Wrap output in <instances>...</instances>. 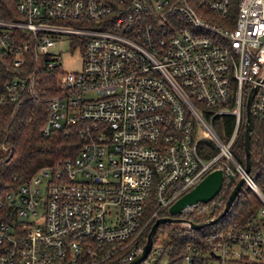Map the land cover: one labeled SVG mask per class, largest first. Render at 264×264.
I'll use <instances>...</instances> for the list:
<instances>
[{
    "label": "built area",
    "instance_id": "obj_1",
    "mask_svg": "<svg viewBox=\"0 0 264 264\" xmlns=\"http://www.w3.org/2000/svg\"><path fill=\"white\" fill-rule=\"evenodd\" d=\"M5 6L17 18L0 17L9 73L0 110L36 100L39 70L58 69L41 132L74 126L81 145L0 199V264H130L151 223L216 168L242 177L259 206L241 224L189 240L179 264H264V191L233 151L254 84L251 116L264 122V0H0ZM66 35L82 53L80 69L67 72L57 49ZM215 205L192 204L182 216ZM163 254L153 242L134 264Z\"/></svg>",
    "mask_w": 264,
    "mask_h": 264
},
{
    "label": "trees",
    "instance_id": "obj_2",
    "mask_svg": "<svg viewBox=\"0 0 264 264\" xmlns=\"http://www.w3.org/2000/svg\"><path fill=\"white\" fill-rule=\"evenodd\" d=\"M7 6L0 9V17L17 18L16 14L8 15L3 13ZM5 61L0 60V83L5 81L8 76ZM58 69L39 70L37 83L35 86L36 100H24L14 110L7 106L1 108L0 112V199L11 190H15L19 184L33 172L35 169L44 165H54L57 160L75 157L81 145V139L75 131L74 126L68 128L56 129L48 136L41 132L42 124L45 118L44 109L48 101L56 93L55 75ZM60 70V69H59ZM43 91V92H42ZM252 128L250 131V176L256 181L259 187L264 191V122L259 121L252 115ZM226 121L227 131L232 128V119L229 116H223ZM216 129L219 128L216 125ZM243 129L240 136L235 140L233 151L235 157L240 163L244 164L245 153L243 149ZM5 147V149L2 148ZM215 152L216 150L210 149ZM245 165V164H244ZM236 178H223L220 190L211 200L218 205L210 208V212L200 217H189L188 219L201 222L217 216L221 211L222 205L229 196V192L238 181ZM244 183L237 192L236 198L228 208V211L217 222L207 225L200 229H191L188 226L180 224L162 223L158 226L153 237V242L158 233H164L167 240L164 241L166 264H178L180 262V253L189 240L199 237L203 229L208 227L222 228L230 224H241L250 217L258 208L259 200L250 190V196L247 197L242 190ZM5 204V203H4ZM151 210V209H150ZM148 213H150L148 211ZM147 213V214H148ZM164 212L163 214H166ZM159 259L154 264H158Z\"/></svg>",
    "mask_w": 264,
    "mask_h": 264
},
{
    "label": "water",
    "instance_id": "obj_3",
    "mask_svg": "<svg viewBox=\"0 0 264 264\" xmlns=\"http://www.w3.org/2000/svg\"><path fill=\"white\" fill-rule=\"evenodd\" d=\"M249 93L245 100V125L243 130V149L245 153V173H250L251 164H250V138H251V128H252V98L256 91V85H252L250 87ZM223 170L222 168H216L208 173L204 177L200 179L198 183L191 187V189L187 190L186 192L179 195L176 200L169 205L167 208L168 213L166 215H162L161 217L156 218L150 225V228L147 232L145 245L142 248V251L135 257L132 263L134 264L141 259L145 258L148 250L150 249L153 241V237L156 233V230L159 225L162 223H170V224H177V223H185L191 229H200L206 227L207 225H211L217 222L222 216L228 211V208L232 204L233 200L237 196V192L241 188L244 183V179L242 177L238 178V181L234 185V187L229 192V196L225 200L224 204L222 205L221 211L217 214V216L212 218H207L205 221L197 222L185 218L182 216L183 208L186 206H190L192 204L197 203H207L211 201L215 194L220 190L222 183H223Z\"/></svg>",
    "mask_w": 264,
    "mask_h": 264
},
{
    "label": "rangeland",
    "instance_id": "obj_4",
    "mask_svg": "<svg viewBox=\"0 0 264 264\" xmlns=\"http://www.w3.org/2000/svg\"><path fill=\"white\" fill-rule=\"evenodd\" d=\"M71 36H63V42L61 44H57L58 52L60 53V64L61 69L63 71H72L78 70L81 67V48L77 42H73L70 40ZM218 135L222 138H226L227 134L224 133V129L220 128L217 130ZM244 184V183H243ZM247 186V185H246ZM245 185L242 187L243 193L249 197L250 191L247 189ZM183 226V223H178ZM214 227H208L207 229H203L199 232V234H206L207 232L213 230ZM167 240V236L162 232L158 233L157 238L155 239L154 246H163L164 241ZM168 262V257L165 254L160 256L158 264H166ZM172 264H175L174 262ZM179 264V262H178Z\"/></svg>",
    "mask_w": 264,
    "mask_h": 264
}]
</instances>
